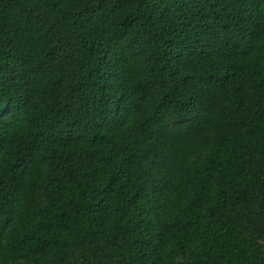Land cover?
<instances>
[{
    "label": "trees",
    "instance_id": "16d2710c",
    "mask_svg": "<svg viewBox=\"0 0 264 264\" xmlns=\"http://www.w3.org/2000/svg\"><path fill=\"white\" fill-rule=\"evenodd\" d=\"M0 264H264V0H0Z\"/></svg>",
    "mask_w": 264,
    "mask_h": 264
}]
</instances>
